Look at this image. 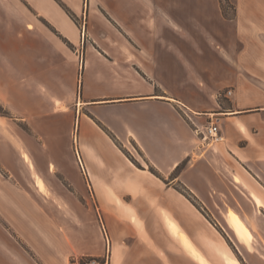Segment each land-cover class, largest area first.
I'll return each instance as SVG.
<instances>
[{
    "label": "crops",
    "instance_id": "1",
    "mask_svg": "<svg viewBox=\"0 0 264 264\" xmlns=\"http://www.w3.org/2000/svg\"><path fill=\"white\" fill-rule=\"evenodd\" d=\"M230 1L0 0V264L263 258L264 0Z\"/></svg>",
    "mask_w": 264,
    "mask_h": 264
},
{
    "label": "rangeland",
    "instance_id": "2",
    "mask_svg": "<svg viewBox=\"0 0 264 264\" xmlns=\"http://www.w3.org/2000/svg\"><path fill=\"white\" fill-rule=\"evenodd\" d=\"M60 1V0H58ZM254 7H258V4L255 3L253 5ZM254 11V10H253ZM222 12L226 17H232L235 13V5L233 2H231L230 0H222ZM259 22V21H257ZM260 27L262 26H257L256 27V31L261 30ZM125 153V151H123ZM75 153H76V160H77V164H78V168H76L75 166H72V163L70 161V163L68 162V160H66L67 162V167L70 171V180H72L73 182H75L76 184H78L81 188L83 187V185L86 187V191H87V195L90 197L91 199V195H90V188H89V175L86 171V167L82 161V158L80 156V153H78V149H75ZM126 154V153H125ZM134 155L136 158L140 159V155L139 153L134 151ZM134 157V156H132ZM40 170L37 168L38 172H40V174L42 175H49L50 169L48 170V163H43L40 165ZM162 177V176H161ZM163 178V177H162ZM175 189H182V187H180L179 185H174ZM177 190V189H176ZM70 191H72V187L70 186ZM178 191V190H177ZM179 192V191H178ZM191 199V203H194V206H196V208H198V210L200 211L201 214H203L206 218H208L209 220H211L210 216L208 215V213L201 208V206L196 202V200H194L192 197ZM176 203V201H174ZM177 204V203H176ZM185 216H187L189 218V220L193 219V217L190 215V213H185ZM212 232L215 234V238L217 239L218 243L220 242L221 244H223L225 247H230L232 249V251H234V253H236V257L237 259L240 261L241 264H264V254H263V258L261 260H255V258L248 260L247 262L242 259V257L238 254L237 252V247L234 243H232L231 241L228 242L226 241V243L222 242L221 237H219L218 233L211 229ZM219 232H221L222 235H224V233H222V231H224L222 228H220L218 230ZM200 244V246L203 248V251L205 253L210 252V248L209 246L206 245V242L204 239L201 238L200 242H198ZM240 246L243 248V250H249V249H254L257 245L253 244V243H243L242 245L240 244ZM107 256V254H106ZM71 259V258H70ZM213 264H223V263H219L216 260H214L212 262Z\"/></svg>",
    "mask_w": 264,
    "mask_h": 264
},
{
    "label": "built area",
    "instance_id": "3",
    "mask_svg": "<svg viewBox=\"0 0 264 264\" xmlns=\"http://www.w3.org/2000/svg\"><path fill=\"white\" fill-rule=\"evenodd\" d=\"M230 92V90H227V93ZM194 131L201 134L203 139H207L213 142L221 139L217 123H208L201 128L195 126ZM69 264H108V256L87 258L83 256H73L71 257Z\"/></svg>",
    "mask_w": 264,
    "mask_h": 264
},
{
    "label": "trees",
    "instance_id": "4",
    "mask_svg": "<svg viewBox=\"0 0 264 264\" xmlns=\"http://www.w3.org/2000/svg\"><path fill=\"white\" fill-rule=\"evenodd\" d=\"M221 6H222V3H221ZM70 16H72L73 17V15L70 13ZM0 112L2 113V114H6L7 112L4 110V109H2V107H0ZM129 157V156H128ZM130 158V160L134 163V164H136L137 166H139V167H141L133 158H131V157H129ZM149 170L152 172V173H154L155 174V176H157V177H159V178H161V179H163L162 177H161V175H159L158 174V172L154 169V167H152V166H149ZM181 194H183L187 199H189L190 201H191V196L184 190V188L182 187V189H178V188H176ZM194 204V203H193ZM83 257H85V258H87V257H92V256H83Z\"/></svg>",
    "mask_w": 264,
    "mask_h": 264
}]
</instances>
